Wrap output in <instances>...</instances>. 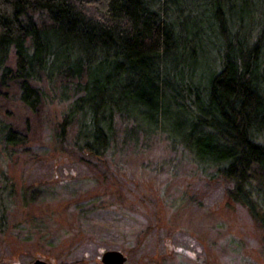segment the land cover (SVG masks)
I'll use <instances>...</instances> for the list:
<instances>
[{
    "label": "trees",
    "instance_id": "1",
    "mask_svg": "<svg viewBox=\"0 0 264 264\" xmlns=\"http://www.w3.org/2000/svg\"><path fill=\"white\" fill-rule=\"evenodd\" d=\"M190 1L0 0V104L17 95L30 113L3 137L27 141L45 86L92 156L114 148L118 120L147 135L176 111L183 148L264 227V0H204L193 17ZM207 44L218 67L205 77Z\"/></svg>",
    "mask_w": 264,
    "mask_h": 264
},
{
    "label": "rangeland",
    "instance_id": "2",
    "mask_svg": "<svg viewBox=\"0 0 264 264\" xmlns=\"http://www.w3.org/2000/svg\"><path fill=\"white\" fill-rule=\"evenodd\" d=\"M190 2L193 17L204 0ZM203 55L207 77L217 54L207 44ZM48 88L23 144L3 136L30 113L17 95L0 104V264H71L81 250V264H101L107 249L122 251L125 264H264L262 223L180 144L181 113L147 135L143 124L126 134L130 122L118 120L114 148L92 156L76 144V122L60 128L69 100Z\"/></svg>",
    "mask_w": 264,
    "mask_h": 264
},
{
    "label": "water",
    "instance_id": "3",
    "mask_svg": "<svg viewBox=\"0 0 264 264\" xmlns=\"http://www.w3.org/2000/svg\"><path fill=\"white\" fill-rule=\"evenodd\" d=\"M127 256L120 250L107 249L101 253V264H125ZM31 264H49L48 261L40 258H35Z\"/></svg>",
    "mask_w": 264,
    "mask_h": 264
}]
</instances>
